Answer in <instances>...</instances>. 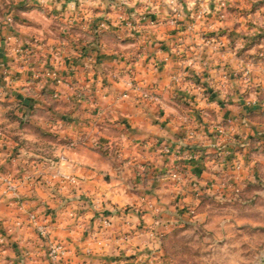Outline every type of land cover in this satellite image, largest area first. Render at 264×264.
I'll return each mask as SVG.
<instances>
[{
	"label": "crops",
	"instance_id": "1",
	"mask_svg": "<svg viewBox=\"0 0 264 264\" xmlns=\"http://www.w3.org/2000/svg\"><path fill=\"white\" fill-rule=\"evenodd\" d=\"M177 1L172 20L169 0H0V175L21 179L0 198V264H172L186 206L207 227L264 208V0ZM53 169L78 183L36 179Z\"/></svg>",
	"mask_w": 264,
	"mask_h": 264
},
{
	"label": "rangeland",
	"instance_id": "2",
	"mask_svg": "<svg viewBox=\"0 0 264 264\" xmlns=\"http://www.w3.org/2000/svg\"><path fill=\"white\" fill-rule=\"evenodd\" d=\"M73 16L75 15L69 16V21L75 20ZM98 25L103 27L100 22ZM0 125L5 124L2 122ZM191 205L195 206V204ZM187 214L191 218L195 212ZM190 218L186 219L188 221L182 226L169 232L165 238V250L171 257L172 264L262 263L264 257L263 206L245 208L237 205L232 211L228 208L216 210L206 220L208 227L202 225V219ZM215 239L219 240L218 244L213 242ZM246 241L248 245L245 244ZM251 252L252 256L249 259ZM246 255L248 260H245Z\"/></svg>",
	"mask_w": 264,
	"mask_h": 264
},
{
	"label": "built area",
	"instance_id": "3",
	"mask_svg": "<svg viewBox=\"0 0 264 264\" xmlns=\"http://www.w3.org/2000/svg\"><path fill=\"white\" fill-rule=\"evenodd\" d=\"M171 4V8L173 11V18L172 20H175L178 18L181 13H182V8L181 5L177 0H169ZM225 5L224 1L220 2V7H223ZM203 11L202 8L198 10V13L200 14ZM100 25L104 26V22H100ZM7 42L13 43L12 48L19 53H25L24 49L19 46L18 44V39L16 38L15 35L10 34L9 36L6 37ZM45 73L52 76L53 78L57 77V71L53 67H49L45 70ZM4 91L0 90V98L2 97ZM126 92H122L121 96H125ZM143 96L150 97V93L148 92H143ZM5 138L3 131L0 130V142ZM83 140L76 138L73 139L71 144L76 145L78 143H82ZM12 160H16L17 158L15 156L11 157ZM27 176H25L26 178ZM40 183H45L48 186H52L55 188V190L59 189L61 186H63L65 183H71V184H77L78 183V178L74 174L70 173H65L62 172L58 169H53L50 171L47 175H43L41 177L36 178ZM21 179L9 174L5 173L3 175H0V198L4 196H9L11 195L15 199L19 200L20 199V192H19V185H20ZM198 195V192L196 193V196ZM195 211V206L194 205H188L186 206V212L187 213H194ZM28 217L29 219L35 224L36 230L40 238L43 239L44 244L46 245V251L48 254L49 259L54 262H61L67 258H69L71 254V249L63 243L60 239L57 238H52L49 237L48 235V224L44 220L39 221L37 218V215L33 211H28ZM101 223L105 226L110 225L111 219L106 217V218H101ZM141 255H145L144 252H141ZM118 264H126L124 261H119Z\"/></svg>",
	"mask_w": 264,
	"mask_h": 264
},
{
	"label": "water",
	"instance_id": "4",
	"mask_svg": "<svg viewBox=\"0 0 264 264\" xmlns=\"http://www.w3.org/2000/svg\"><path fill=\"white\" fill-rule=\"evenodd\" d=\"M261 264H264V257H263V261H262V263Z\"/></svg>",
	"mask_w": 264,
	"mask_h": 264
},
{
	"label": "trees",
	"instance_id": "5",
	"mask_svg": "<svg viewBox=\"0 0 264 264\" xmlns=\"http://www.w3.org/2000/svg\"><path fill=\"white\" fill-rule=\"evenodd\" d=\"M45 135H47V134H45Z\"/></svg>",
	"mask_w": 264,
	"mask_h": 264
}]
</instances>
